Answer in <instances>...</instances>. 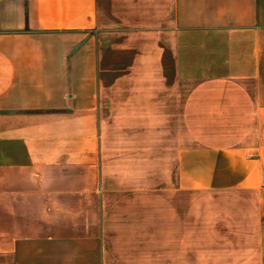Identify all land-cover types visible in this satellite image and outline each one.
Here are the masks:
<instances>
[{
    "label": "crops",
    "instance_id": "crops-1",
    "mask_svg": "<svg viewBox=\"0 0 264 264\" xmlns=\"http://www.w3.org/2000/svg\"><path fill=\"white\" fill-rule=\"evenodd\" d=\"M0 264H264V0H0Z\"/></svg>",
    "mask_w": 264,
    "mask_h": 264
}]
</instances>
